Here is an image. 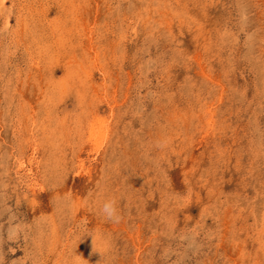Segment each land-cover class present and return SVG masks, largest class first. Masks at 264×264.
<instances>
[{
    "label": "rangeland",
    "instance_id": "374dc122",
    "mask_svg": "<svg viewBox=\"0 0 264 264\" xmlns=\"http://www.w3.org/2000/svg\"><path fill=\"white\" fill-rule=\"evenodd\" d=\"M0 264H264V0H0Z\"/></svg>",
    "mask_w": 264,
    "mask_h": 264
},
{
    "label": "clouds",
    "instance_id": "9594fccd",
    "mask_svg": "<svg viewBox=\"0 0 264 264\" xmlns=\"http://www.w3.org/2000/svg\"><path fill=\"white\" fill-rule=\"evenodd\" d=\"M100 212L106 219L114 223H118L121 219L116 202L113 199L104 200L100 205Z\"/></svg>",
    "mask_w": 264,
    "mask_h": 264
}]
</instances>
